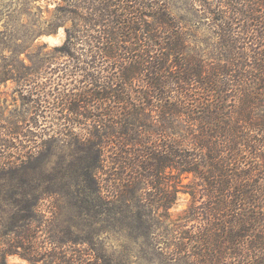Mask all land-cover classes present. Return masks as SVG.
<instances>
[{"label":"trees","instance_id":"1","mask_svg":"<svg viewBox=\"0 0 264 264\" xmlns=\"http://www.w3.org/2000/svg\"><path fill=\"white\" fill-rule=\"evenodd\" d=\"M88 1L97 18L90 19L91 23L86 24L89 27L85 31L80 30L75 35L67 31L66 42L59 50L60 54L73 61L71 69L64 72L66 79L62 77L61 84L55 87L46 85L35 91L29 90L32 96L25 95L24 106L27 109L24 110V117H20L16 123L10 122L11 128H0V177H16L20 186L11 193L0 191V249H5L0 251V264H6V257L15 254L32 264L39 261L33 257L34 246L39 244L33 228L38 231L42 228V224L37 225L35 222L39 204L47 197L60 195L64 187L69 189L65 182L60 181L62 172L58 162L49 166L53 162L52 149L57 148L59 134L66 132L70 135L71 131L86 127L91 128L88 136L82 135L81 131L78 135L74 134L75 158L71 169L74 173H66L68 177L71 176L74 202L79 214L87 213L100 219L105 211H109L110 215L123 217L126 222L134 219L137 228L147 231L143 236H149V240H153V237L157 239L158 227L155 225L153 230V218H150L149 213L148 216L144 214L146 207L141 205L140 197H135L136 186H133L134 183L131 185L128 179L143 181L151 187L149 190L155 189L157 195L163 192L166 195L165 189H178L177 182L174 186L164 183V180L173 179L176 170L179 174L194 177V180L187 185L188 193L193 198L192 204L180 219L182 222L172 235L173 243L167 248L173 259L180 264H264V157L258 155L264 149V138L260 137V134L264 136V115L258 116L251 111L256 100L254 95L249 94L245 98L241 94L243 89H240L241 98L245 99L244 109H240L242 119L238 118L232 123L233 113L217 107L204 116L202 113L197 117L189 114L192 117L189 120L194 123L191 126L193 138L176 141L178 131L172 127V134L167 132L165 143L161 144L162 141H156L155 137L163 135L161 125L165 119L175 121L185 114L182 107L175 103L169 104L166 100L169 80L175 77L174 64L182 68L181 78L177 81L183 80L188 86L200 82V87L210 88L209 92L220 103L221 99L226 98L222 95L227 89L224 85H217V75L204 77L202 67L194 68L191 74L183 57L181 63L172 60L177 49L184 50L181 40L176 43L175 49L173 36L169 38L168 47L159 45L166 39L158 31L175 29L165 5L159 3L155 9L144 0ZM245 1L251 5L242 7L246 10L232 6L238 4L236 0H225L230 9L240 10L241 13L245 11L242 16L246 22L243 21L242 28L247 32L246 37L252 36L253 44L245 54V59L250 63L238 66V72L242 70L251 77L254 74L248 82L257 85L258 82H264V77L259 79L257 75L264 74V16H256L255 6L258 1L264 5V0ZM102 10H108L107 17L97 15L102 14ZM144 10L155 11L149 15L155 19V28L144 21ZM104 17L110 25L103 35L95 37L92 33L98 32L95 27L103 26L106 21ZM138 22L143 28H137ZM133 42H137L134 44L135 50L130 46ZM166 49L170 52L164 54ZM83 57L88 61H84ZM105 58L115 62L107 71V77H103L102 73L106 71L98 63ZM40 73L41 68H29L27 76ZM226 75L233 73L230 71ZM78 77L82 79L77 81ZM69 80L72 83H68ZM133 81L145 84L147 89L146 92L139 90V104H132L127 93L132 89L128 87ZM242 84H239L240 88L244 87ZM260 90H264V83ZM51 97L54 99L51 100ZM151 99H155L156 103ZM153 111L155 116H152ZM64 112L74 116V120H71L74 127L65 125L52 134L46 133L47 126L43 127L41 144L35 140L40 138L38 133L25 130L24 125L29 123L27 117L30 114L38 117L36 125L34 119L30 123L38 128L42 118L44 122H52L50 129L59 127V120L71 122L68 116L62 115ZM155 121L160 125L154 124ZM187 129L190 136V126ZM15 140L18 141L17 145L14 144ZM124 146L136 149L124 150ZM246 147L255 151L258 158L256 162L244 164L233 155L244 151ZM35 149L36 152L32 153ZM167 169L170 173L166 177L164 173ZM38 171L44 176L43 179L32 181L25 178L29 172ZM103 172L104 175L116 172L115 181L119 182L121 194L116 192L114 201H107L102 196L98 174ZM102 182L107 184L106 180ZM73 193H70L72 197ZM119 200L126 206L117 207ZM131 202L133 206H130ZM153 202L151 200L150 205ZM8 203L11 206H5ZM172 204L169 202L167 208ZM106 205L109 206L107 210L104 209ZM127 225L132 227L130 222ZM146 225L150 226L149 229ZM156 239L154 245L157 247L161 242ZM65 244V241L56 238L50 243L57 246L55 251L63 249ZM148 244L153 246L150 241ZM18 249L22 252L18 253ZM37 249H40L39 246ZM40 250L43 251L42 247ZM48 257L53 264H73L63 254H48ZM83 260L79 258V263L83 264Z\"/></svg>","mask_w":264,"mask_h":264},{"label":"rangeland","instance_id":"2","mask_svg":"<svg viewBox=\"0 0 264 264\" xmlns=\"http://www.w3.org/2000/svg\"><path fill=\"white\" fill-rule=\"evenodd\" d=\"M144 1L148 6H153L155 9L159 3L167 7V13L173 20L175 29L173 31H170V29L159 30V35L166 39L165 42L159 45H162L163 48L168 47L170 44L169 38L173 36V49L176 48L175 45L180 40L184 47L183 51L176 50L177 54L172 60L181 63V57H183L185 66L187 68L190 67L191 74L194 72V68L202 67L205 73L204 77L208 75L211 77L213 74L217 75L218 78L216 80L219 81L217 85H224V88L227 89L226 93L222 95L226 97L221 99L222 104L216 100L217 97L212 92H209L210 88L200 87V82H193L194 85L188 86L183 80L177 81L178 78H181L182 68L178 65L176 67L174 64L173 75L175 77L169 80L166 100L169 104L175 103L176 106L182 107L185 114L179 116L175 121H172L171 118V120L165 119V122L161 125L164 129L163 135H157L155 140H160L162 141L161 144H164L167 132L171 135V129L174 127L178 131V134L175 135L176 141L193 138L194 132L191 131V126L194 123L189 120L192 118L189 114L197 117L202 113L204 116L206 113H211V110H215L216 107L222 108L221 110L227 113H233L231 116L233 117L232 123L238 121V118L242 119L240 109H244L245 99L241 98L240 93L242 91L240 92V89H243L241 94L245 98L249 94L254 95L253 97L256 100L254 101L255 104L252 105L254 110L251 111H254L258 116L264 115V96H262L264 90H260V86L264 82H258L257 85L251 81L250 83L248 80H252L254 74L251 77V75L248 76L249 74L242 70L241 73L238 72V66L250 63L245 59L247 56L245 54L248 53L247 49L253 44L252 36L246 37L245 33L247 32L243 31L242 28L244 26L243 21L246 22L244 20L245 17L242 16L245 11L241 13L240 10L230 9L226 5L225 0ZM236 1L238 4H232L236 8L247 7L248 5L245 0ZM100 7L104 8V6ZM242 9L246 10V8ZM154 10H144L142 13L144 21L152 24V28L156 27V22L149 15H153ZM255 12H257L256 16L258 18L264 16V5L259 1L255 6ZM94 14L95 11L92 10L91 2L88 0H0V128H11L10 122L16 123L20 121V117H24V110L27 109L24 106V98H26L25 95H29V90L35 91L39 87H45L46 85L55 87L56 84H61L62 77L66 79L64 72L71 69L73 61L60 54L59 50L66 42L67 31L74 33V35L78 34L80 30L85 31L89 27L86 24L91 23L90 19H95L96 16ZM108 14V10H102V14L97 13V15H106V17ZM106 17H104L105 20ZM136 22L137 20H135ZM139 24L138 22L137 28L142 27ZM109 25L110 22L108 20L104 21L103 26L95 27L98 32H94L92 35L100 37L108 29ZM140 35L138 37H141ZM135 43L137 42H133L130 45L134 50L136 49ZM168 52L170 51L167 49L163 51L164 54ZM240 52L242 53L241 55H239ZM83 60L88 61L85 57H83ZM98 63L106 71L102 73L103 77H107V71L115 62H110L105 58L98 61ZM29 68H38V70L41 68V73L35 76H27ZM230 71H232L233 75H226ZM239 74L243 76L241 77L242 81L239 78L240 76L238 77ZM257 75H259V79L264 77V74L260 75L258 73ZM189 76L193 78L191 75ZM81 79L82 77H78L77 81ZM72 80L73 85H75L74 78ZM72 80H69L68 83H72ZM137 82L129 83L128 88L132 87V89L127 91L132 104L140 103L139 90L147 91L145 84H138ZM240 83H243L244 87L241 86L240 88ZM249 83L250 85L248 86ZM84 84L77 83V85L83 86ZM72 93L74 95V91ZM28 99H26V102H28ZM52 99L54 97H51ZM150 101L156 103L155 99ZM62 115L68 116L70 121L74 120V116L69 112H64ZM155 115V112L152 113V116ZM35 116V114H30L27 118L30 121L34 119V122L33 120L32 122L36 125L38 117ZM40 120L42 122L38 123V128L30 121L27 125H24L25 130L38 133L40 138L35 139L34 137L32 139H35L39 144L43 141L41 138L43 135L41 136V134L45 126H47L46 133L49 134L54 133V130L60 127L63 129L65 125L74 127L72 121L65 122L63 119L57 121L59 127H54L55 129L52 127L50 131L49 127H51L52 122H44L42 118ZM154 124L160 125L157 121ZM188 126H190V136L187 132ZM72 129L74 130V128ZM89 129L91 128L86 127L82 128V130L78 129L79 132L78 130L71 131L72 134L70 135H67L66 132L59 134L58 142L56 143L57 148L52 149L53 164L51 163L49 166L54 165L55 161L58 162L62 172L60 181L62 183L65 182L69 189L64 187L60 195L47 197L39 204L40 208L36 212L38 217L35 222L37 225L42 224V228L40 231L33 228L34 235L37 238V242H39L38 245L34 246L33 257L39 259V261L33 264H53L48 254H63L67 259H71L73 264H82L79 263V258L84 259L83 264H180L173 259L170 255V250L167 248L169 244L173 243L172 235L179 223L182 222L180 219L192 204L193 198L188 193L187 185L194 180V177L179 174L180 172L175 170L173 179L164 180V183H170L171 186H174V183L177 182L179 183L178 189L176 191L173 188L165 189L166 195L163 192L161 195L158 194L159 197H157L155 189L149 190L151 187L147 183L138 180L133 182V179H128L131 185L134 183L133 186H136L135 197H140L142 200L141 205H143V208L146 207L143 211L144 214L148 216L147 214L149 213L150 218H153L151 221V225L154 226L153 230H155L156 226L158 227L156 231L157 239L153 237V240H149V236H143L144 232L147 231L137 228V223L134 219L126 222L123 217L110 215L109 211H105L100 219H96L87 213L79 214L74 202V188L71 185V176L68 177L66 173H74V170H71L74 167L75 158L74 134L78 135L81 131L82 135L88 136ZM100 130L102 131L103 128ZM260 135V137L264 138L262 134ZM16 142L18 143V141L15 140V145H17ZM247 148L242 152L240 151L237 155L233 153L236 159L239 160L238 162L241 161L246 164L247 162H256L258 160L255 151ZM127 149L134 150L136 147L124 146V150ZM34 151L36 152V149L31 152L33 153ZM258 155L264 157V149ZM39 171L29 172V175L25 178L32 181L41 180L44 176ZM169 173L170 170L167 169L164 175L167 177ZM98 178L102 187V196L107 201H114L113 195L121 194L120 185L118 186L119 182L118 180L115 181L116 172H108L106 175L103 172L101 175L98 174ZM103 180H106L107 184L102 182ZM19 187L18 178L5 179V177H0V191L11 193L13 189H19ZM70 193H73V197ZM154 197L157 198L155 199ZM151 200L154 201L152 205H150ZM169 202H173V204L167 208ZM0 203H2L1 199ZM116 205L119 208L120 205L122 207L126 206L121 203V200ZM133 205L131 202L130 206ZM5 206L11 205L8 203ZM108 208L109 206L107 205L104 207L106 210ZM145 209L151 210V212H147ZM9 214L8 211L7 215ZM129 222L132 227L127 225ZM146 226L149 229L150 226ZM55 238L66 243L63 247L61 246L63 249L60 251L58 249L55 251L57 246L50 245ZM155 239L160 241L161 245L156 247L154 245ZM149 241L153 243V246H149ZM38 246L40 249L42 247L44 252L37 249ZM3 249L1 248L0 251ZM16 251L18 253L22 252L20 249ZM42 257L43 260L40 261ZM6 264L32 263L19 254H15L6 257Z\"/></svg>","mask_w":264,"mask_h":264}]
</instances>
